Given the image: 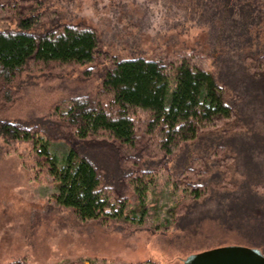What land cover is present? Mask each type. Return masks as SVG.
Here are the masks:
<instances>
[{"label": "trees", "instance_id": "obj_1", "mask_svg": "<svg viewBox=\"0 0 264 264\" xmlns=\"http://www.w3.org/2000/svg\"><path fill=\"white\" fill-rule=\"evenodd\" d=\"M256 2L242 0L241 6L248 16L264 23V0ZM44 3L0 0V105L10 101L13 92L9 85L22 72L39 65L78 66L81 78L91 76L99 68L102 73L96 89L79 90L63 98L52 107L42 126L0 120V137L7 144L24 145L20 155L32 177L42 174L54 183L56 190L48 197L49 203L58 210H70L82 222L99 221L105 227L118 223L126 228V233L143 227L159 232L180 225L189 203L200 201L210 192V155L193 154L189 166L178 174L169 169L170 158L202 132L241 131L245 128L243 123H248L236 119L237 109L216 80L213 67L217 57L207 51L202 55L200 49L194 48L159 56H118L101 48L94 27L61 21L55 11L44 8ZM10 21L15 22L13 26ZM241 39L238 32L234 33L235 44L231 42L229 50H237L241 47L239 41L247 43L252 37L247 31ZM261 45L257 51L241 53L239 58L243 77L258 87L243 90L244 94L257 97L254 102L262 100L264 105V41ZM226 123L230 126L222 129ZM252 131V138L264 146V134ZM58 142L66 146L60 154L52 147ZM78 142L83 149L93 148L91 151L96 150L98 155L81 154ZM224 150H216L214 156L220 160ZM224 154L220 165L226 179L233 168L244 170L238 151L226 154L225 150ZM243 170L238 172L240 177L244 176ZM251 183L263 184L264 180L246 179L244 186ZM168 184L172 194L183 191L187 195L167 208L169 218L156 223L147 198L161 193ZM228 184L236 188L223 180L213 185L219 189ZM250 207L253 213L264 214L262 209ZM256 241L258 247L264 244V240ZM262 247L259 249L264 254ZM93 263L107 262L94 259ZM7 264L30 263L22 256ZM138 264L159 263L147 259Z\"/></svg>", "mask_w": 264, "mask_h": 264}, {"label": "rangeland", "instance_id": "obj_2", "mask_svg": "<svg viewBox=\"0 0 264 264\" xmlns=\"http://www.w3.org/2000/svg\"><path fill=\"white\" fill-rule=\"evenodd\" d=\"M43 1L44 8L55 11L59 20L94 27L101 48L118 56H159L190 48L200 49L202 55H206V51L212 53L217 57L213 70L218 84L224 87L226 97L238 110L236 119H245L248 123H243L245 128L241 131L202 132L176 157L170 158L169 169L178 174L189 166L191 161L188 160L193 154L210 155L208 178L212 185L203 199L189 203L180 225L159 232L143 227L126 233L121 224L105 227L99 221L82 222L70 210H58L48 200L56 190L54 183L42 174L33 178L23 165L20 154L24 145L7 144L0 137V264L22 256L27 257L30 264H72L73 261L94 264V259H106L105 264H138L147 259L159 264H182L188 254L216 246L258 247L256 240H264V214L253 213L250 206L264 212V183L257 184L259 187L255 183L254 186L247 184V188L244 185L246 179L264 180V146L259 139L252 138V130L264 134V105L262 100L254 102L257 97L244 94L243 90L258 87L243 77L239 57L243 52L261 48L264 23L245 13L242 0ZM247 31L252 40L241 42L244 40L241 34ZM237 32L241 47L230 51ZM207 62L212 68V60ZM77 67L39 65L22 72L17 81L9 85L13 92L10 101L2 99L0 120L42 126L52 107L63 98L79 90L96 89L101 68L81 78ZM76 146L81 154L98 155L96 150L91 151L93 148L83 149L80 142ZM52 147L57 154L66 148L61 142ZM223 148L226 154L237 151L241 154L238 161L244 167L242 178L238 173L241 170L237 167L235 170L232 165L230 168L234 171L225 178L220 165L225 150L220 160L214 156L216 150ZM220 180L230 181L236 188L228 184L216 189L217 185L213 184ZM186 195L183 191L172 194L171 184L156 196L149 195V210L156 216V223L169 218L167 208Z\"/></svg>", "mask_w": 264, "mask_h": 264}, {"label": "water", "instance_id": "obj_3", "mask_svg": "<svg viewBox=\"0 0 264 264\" xmlns=\"http://www.w3.org/2000/svg\"><path fill=\"white\" fill-rule=\"evenodd\" d=\"M182 264H264V254L258 247L222 245L188 254Z\"/></svg>", "mask_w": 264, "mask_h": 264}]
</instances>
